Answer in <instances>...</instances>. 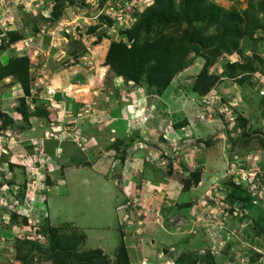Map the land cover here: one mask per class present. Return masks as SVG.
Here are the masks:
<instances>
[{
  "label": "rangeland",
  "instance_id": "rangeland-1",
  "mask_svg": "<svg viewBox=\"0 0 264 264\" xmlns=\"http://www.w3.org/2000/svg\"><path fill=\"white\" fill-rule=\"evenodd\" d=\"M0 115V264H264V0H0Z\"/></svg>",
  "mask_w": 264,
  "mask_h": 264
},
{
  "label": "trees",
  "instance_id": "trees-1",
  "mask_svg": "<svg viewBox=\"0 0 264 264\" xmlns=\"http://www.w3.org/2000/svg\"><path fill=\"white\" fill-rule=\"evenodd\" d=\"M0 117H1V115H0ZM124 253V257H123V260H124V262H126L127 263V260H126V257H127V254H126V251H123Z\"/></svg>",
  "mask_w": 264,
  "mask_h": 264
},
{
  "label": "built area",
  "instance_id": "built-area-1",
  "mask_svg": "<svg viewBox=\"0 0 264 264\" xmlns=\"http://www.w3.org/2000/svg\"><path fill=\"white\" fill-rule=\"evenodd\" d=\"M54 91L53 90H51L49 93H53Z\"/></svg>",
  "mask_w": 264,
  "mask_h": 264
}]
</instances>
